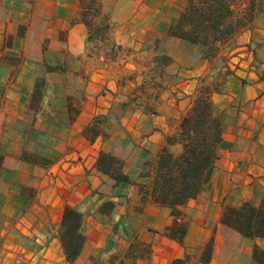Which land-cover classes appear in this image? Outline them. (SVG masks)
<instances>
[{
	"label": "crops",
	"instance_id": "0c3cea01",
	"mask_svg": "<svg viewBox=\"0 0 264 264\" xmlns=\"http://www.w3.org/2000/svg\"><path fill=\"white\" fill-rule=\"evenodd\" d=\"M187 1L101 0L110 30L105 51L93 52L82 0H0V264H255L264 238L221 220L226 206L264 198V0L222 45L236 55L223 69L203 45L169 35ZM214 85L219 160L181 207L180 242L168 234L171 209L152 198L156 168L164 149L182 153L169 140L200 89ZM102 152L123 163L129 182L100 171ZM66 206L84 215L74 262L59 238Z\"/></svg>",
	"mask_w": 264,
	"mask_h": 264
},
{
	"label": "trees",
	"instance_id": "16d2710c",
	"mask_svg": "<svg viewBox=\"0 0 264 264\" xmlns=\"http://www.w3.org/2000/svg\"><path fill=\"white\" fill-rule=\"evenodd\" d=\"M256 5L257 0H248L245 12H248L246 17H250L246 19L240 14L238 0H188L176 23L170 27L169 35L194 45H203L208 55L213 57L222 45L252 21ZM101 12V0H82V20L90 29V42L94 35L101 38L110 30L109 15L96 26L94 20ZM215 86L200 89L193 107L181 121L178 136L169 140V143L180 142L182 153L176 156L164 149L156 168L152 198L156 204L171 209L175 221L168 234L180 242L187 233V225L180 219L181 207L200 195L204 186L211 181L219 160L223 130L221 119L213 110L212 95L218 90ZM37 94H40L39 90H36L34 97ZM2 162L3 156H0V165ZM98 167L118 183L129 182V177L123 172V163L108 153H101ZM110 209L112 203L104 204V211ZM221 221L246 238H264V198L259 206L249 202L239 207L226 206ZM83 222L84 215L77 208L66 206L59 238L70 262L79 257L86 242L81 230ZM212 248L211 240L204 251L205 263L211 258ZM254 259L255 264H264V250L258 246L254 248ZM173 264H182V261L176 260Z\"/></svg>",
	"mask_w": 264,
	"mask_h": 264
},
{
	"label": "rangeland",
	"instance_id": "374dc122",
	"mask_svg": "<svg viewBox=\"0 0 264 264\" xmlns=\"http://www.w3.org/2000/svg\"><path fill=\"white\" fill-rule=\"evenodd\" d=\"M247 2H248V0H238V7H239V11H240V14L242 15V16H244L246 19L248 18L249 19V17L250 16H248V17H246L247 15V13L248 12H245V8H246V5H247ZM187 3V2H186ZM107 15H109V17H110V14L109 13H106L104 10H103V7H102V12H101V14L100 15H97V17H96V19L94 20V22H95V24H96V26H99V24H101V23H103L104 21H105V19H107L106 17H107ZM256 18V16H255V14L253 13V19H252V21L254 20ZM110 21H111V17H110ZM252 21H249V23L248 24H250ZM108 33V32H107ZM107 33H105L101 38H99V37H97V36H93L94 38H93V41L91 42L93 45H94V48L92 49V51L94 52V51H96V49L98 50V51H105V48L104 47H106L105 46V44L103 43L105 40H106V35H107ZM102 42V43H101ZM230 53H231V51H228L226 48L225 49H223V50H220L216 55H214L213 57H212V59H215L216 61H217V69L218 68H224V66H226L225 64H228V63H230V60L233 58V57H235L236 55H233V56H230ZM232 64V63H231ZM232 66H234V65H232ZM228 68H229V66H228ZM233 69V68H232ZM44 79L43 78H38L37 79V82H36V87H35V89L33 90V93H32V95H31V97H30V99L32 100V104L31 105H33L34 106V108L36 107V105H37V103L38 102H40L41 101V99H42V97H43V87H44ZM36 90H39V92H40V94L38 95L37 94V96H35L34 97V93L36 92ZM28 160H30V161H32L33 163H39V164H43V159L41 158V157H39V156H34V155H30L29 157H28Z\"/></svg>",
	"mask_w": 264,
	"mask_h": 264
}]
</instances>
